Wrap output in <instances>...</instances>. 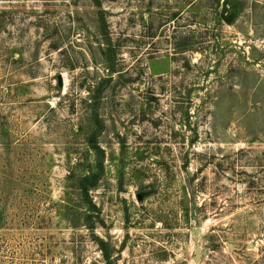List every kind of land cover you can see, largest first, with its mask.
I'll return each instance as SVG.
<instances>
[{
	"label": "rangeland",
	"instance_id": "1",
	"mask_svg": "<svg viewBox=\"0 0 264 264\" xmlns=\"http://www.w3.org/2000/svg\"><path fill=\"white\" fill-rule=\"evenodd\" d=\"M99 2L0 0V264H264V0Z\"/></svg>",
	"mask_w": 264,
	"mask_h": 264
},
{
	"label": "trees",
	"instance_id": "2",
	"mask_svg": "<svg viewBox=\"0 0 264 264\" xmlns=\"http://www.w3.org/2000/svg\"><path fill=\"white\" fill-rule=\"evenodd\" d=\"M95 3L97 5L100 6V2L99 0H94ZM108 60H110L108 58ZM99 98L98 94H95L94 95V99H97ZM98 170L99 172H95V171H90L87 175L85 176H82L81 179H80V182H79V187L81 189V194L83 196V200L81 203H83L85 201V199L87 200V202L89 203V205H86L85 208L88 209V211H91L92 209H98V207L95 205V203H93V201L90 199V195H89V192L90 190L96 188L98 186V183L101 179V171L103 170V162L100 161L99 164H98ZM85 204V203H84ZM82 207V206H80ZM83 221H84V224L85 226H87L88 228L92 229L94 228V225L93 223L90 221V213L87 214L84 218H83ZM101 244L103 245L102 247V251L104 252V257L107 261V264H111L109 260V257H108V252L106 251L105 249V243L104 241H100Z\"/></svg>",
	"mask_w": 264,
	"mask_h": 264
},
{
	"label": "water",
	"instance_id": "3",
	"mask_svg": "<svg viewBox=\"0 0 264 264\" xmlns=\"http://www.w3.org/2000/svg\"><path fill=\"white\" fill-rule=\"evenodd\" d=\"M227 10V7L223 8V13H225ZM224 16V15H223ZM193 222L199 221L196 218L192 220ZM193 238L196 242V254H195V260L200 262L202 260V251H203V243L201 238V233L198 228H195L193 230Z\"/></svg>",
	"mask_w": 264,
	"mask_h": 264
},
{
	"label": "bare ground",
	"instance_id": "4",
	"mask_svg": "<svg viewBox=\"0 0 264 264\" xmlns=\"http://www.w3.org/2000/svg\"><path fill=\"white\" fill-rule=\"evenodd\" d=\"M204 230V229H203Z\"/></svg>",
	"mask_w": 264,
	"mask_h": 264
}]
</instances>
